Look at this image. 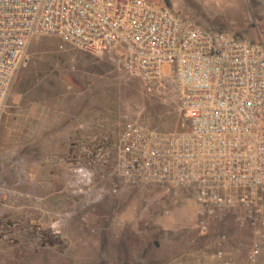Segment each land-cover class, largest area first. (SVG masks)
<instances>
[{
	"label": "rangeland",
	"instance_id": "rangeland-1",
	"mask_svg": "<svg viewBox=\"0 0 264 264\" xmlns=\"http://www.w3.org/2000/svg\"><path fill=\"white\" fill-rule=\"evenodd\" d=\"M154 1L188 18V13H197L231 20L233 30L224 32L232 37L253 39L264 31L252 0H245V6L242 0ZM21 92L64 105L71 121L68 133L43 146L41 140L27 138L20 109L6 107ZM129 120L165 132L188 129L175 107L128 78L112 54H94L53 35H38L29 42L5 106L0 107V212L5 197L13 202L11 211L0 216V232L12 228L8 240L16 246L11 251L16 260L21 255L26 264H43L53 254V264H264V220L241 225L238 214L230 213L220 220L208 218V229L203 230L194 190L166 184L141 190L124 184L114 166L118 140ZM25 150L59 154L51 185L29 180L52 172H29ZM77 165L95 173L88 192H76ZM46 195L54 206L44 203ZM24 200L33 206L31 218L18 215ZM45 216L59 220L58 239L42 225ZM50 239L61 250L70 246L62 253L36 251ZM255 244L258 252L250 258Z\"/></svg>",
	"mask_w": 264,
	"mask_h": 264
},
{
	"label": "built area",
	"instance_id": "built-area-1",
	"mask_svg": "<svg viewBox=\"0 0 264 264\" xmlns=\"http://www.w3.org/2000/svg\"><path fill=\"white\" fill-rule=\"evenodd\" d=\"M38 35L112 54L187 120V130L169 132L125 123L114 166L124 184L194 190L203 230L230 213L241 225L264 220L262 39L208 29L154 0H0V107ZM73 173L76 192H88L94 171Z\"/></svg>",
	"mask_w": 264,
	"mask_h": 264
},
{
	"label": "crops",
	"instance_id": "crops-1",
	"mask_svg": "<svg viewBox=\"0 0 264 264\" xmlns=\"http://www.w3.org/2000/svg\"><path fill=\"white\" fill-rule=\"evenodd\" d=\"M251 2V0H248ZM255 1L258 5V11H259V17H260V26H264V0H252ZM242 5L245 6V0H242ZM176 12V11H175ZM178 13V11H177ZM191 18H193L197 23L200 25L211 29V30H223L225 32L232 31L233 30V22L230 20L224 21L222 18H209L205 14H197V13H188ZM264 31L260 32L259 35L252 36L253 39L256 40H263ZM245 38V37H244ZM264 41V40H263ZM35 87H39V85H35ZM38 90V88L36 89ZM27 91V90H26ZM6 107L8 108H19V116L24 123H26V137L27 138H34L35 140H41L42 144L39 145H47L49 142H56L57 138H59L62 135H65L68 133L69 128L67 127L68 124L71 123L69 120L68 112L65 110V106L61 105L58 101H53L50 99L40 98L37 94L36 97H34L30 93H23L21 92L19 94V98H14L10 101V103L6 104ZM11 114L14 112L11 111ZM49 141V142H47ZM54 144V143H53ZM26 146V145H25ZM36 150H38L36 148ZM28 152L25 150L23 153V156L25 157V168L29 172L33 171H44V170H50L52 172L51 176L48 177H41L37 175H34L35 178H29L30 181H35L36 183L40 184H46L51 185L53 181L56 180V175L53 173V171L57 170V162H55L56 158L59 156L58 153L54 152L53 150L49 151H43L41 152L39 150V154L37 151ZM47 195L45 196V198ZM3 207L4 213L0 212V216L6 215V213L11 211L12 206V200L7 197L3 199ZM48 200V201H47ZM23 202V200H21ZM26 204H19L20 213L19 216L25 217V218H31L29 211V207H33L32 204H30L29 201L24 200ZM29 203V204H28ZM44 203L53 205L52 198H46ZM17 207V204H15ZM24 205V208H22ZM22 206V207H21ZM54 206V205H53ZM1 209V207H0ZM17 213V210L14 211ZM33 220V219H32ZM42 225L45 224V229H51L49 232L51 233V236L55 239H58L59 234L61 233L59 229V220H57L54 217H43L42 219ZM10 224V222H8ZM10 226H7L6 230H3V232H0V264H12L13 261L17 262L18 264H26V256H18V259L12 255L11 251L13 248H16V246H13L10 244L8 240V232L10 231ZM48 231V230H46ZM53 239V238H52ZM15 245V244H14ZM17 246L21 247L17 244ZM59 243L57 241L51 240L47 243L42 242L40 245H37L36 251H47V252H64L67 248H69V244L65 245L63 250L59 249ZM68 246V247H67ZM23 248H18L15 250L22 251ZM52 259H48L49 261H44L43 264H53L54 262V255L51 254Z\"/></svg>",
	"mask_w": 264,
	"mask_h": 264
}]
</instances>
